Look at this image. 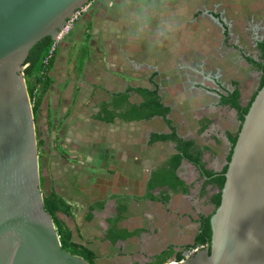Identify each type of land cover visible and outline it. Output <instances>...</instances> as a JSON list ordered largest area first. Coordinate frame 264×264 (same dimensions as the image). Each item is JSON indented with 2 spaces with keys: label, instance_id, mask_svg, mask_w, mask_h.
I'll use <instances>...</instances> for the list:
<instances>
[{
  "label": "rangeland",
  "instance_id": "obj_1",
  "mask_svg": "<svg viewBox=\"0 0 264 264\" xmlns=\"http://www.w3.org/2000/svg\"><path fill=\"white\" fill-rule=\"evenodd\" d=\"M106 1L107 4L100 8L120 11L126 23L132 21L129 28L132 35L141 37L145 43L142 50L162 57L161 69L158 72L149 69L146 75L148 78L157 74L154 81L160 87L163 102L170 107L171 115L181 122V133L196 134V120L205 115H212L214 130L230 129L232 112L218 106L215 94L231 90L232 84L236 83L245 103L256 88L259 74L245 59H257L255 45L264 40V0ZM91 8L93 3L86 11ZM45 103L43 98L33 119L35 136L39 134L45 142L43 153H37L39 168L47 179H54V190L67 196L72 215L66 223L72 229L75 241L97 253L95 264H129L139 258L141 250L157 249L167 243L181 247L190 241L189 233L195 230L186 213L189 211L193 216L196 213L188 201L179 210L163 211V218L158 209L147 207L146 237L141 243L121 248L103 244L99 227L83 223L81 205L93 194L97 197V193L111 189L108 183L113 184L116 169L107 166V161L115 158L118 170L125 175L115 190L121 191L125 185L127 193L139 195L141 190L135 192L128 187H135L137 181L133 179L140 163L147 166L153 155L160 159L164 151L142 148L144 132L139 127L120 124L115 129H119V135L113 136L97 128H87L76 115H61L60 106L51 109L46 104L45 108ZM29 104L32 110L30 100ZM116 144L120 146L119 151L113 148ZM120 161L126 162L128 169H123ZM207 162L212 166L211 158ZM185 176L192 181L196 173L191 168L185 171ZM95 181L97 187L93 189L96 193L90 187ZM203 203L196 202V208L200 210ZM130 218L133 223L127 231H139L138 218L135 215Z\"/></svg>",
  "mask_w": 264,
  "mask_h": 264
},
{
  "label": "water",
  "instance_id": "obj_2",
  "mask_svg": "<svg viewBox=\"0 0 264 264\" xmlns=\"http://www.w3.org/2000/svg\"><path fill=\"white\" fill-rule=\"evenodd\" d=\"M89 1L0 0V264H88L61 248L44 209L25 78L30 49L45 37L57 40ZM224 177L210 247L175 264H264V85Z\"/></svg>",
  "mask_w": 264,
  "mask_h": 264
},
{
  "label": "crops",
  "instance_id": "obj_3",
  "mask_svg": "<svg viewBox=\"0 0 264 264\" xmlns=\"http://www.w3.org/2000/svg\"><path fill=\"white\" fill-rule=\"evenodd\" d=\"M106 2L108 1H91L89 6L93 3V9L87 10L75 22L70 32L67 31L57 42L49 74L51 78L50 87L44 96L45 108L46 104L51 109L60 106L61 115H76V119L82 123H88L89 115L116 113L114 106L116 96L127 93V89L151 88L152 84L149 85V82L155 83L154 78L157 74L156 76L152 74L153 79L151 80V77L147 78L146 71L152 69L158 72L162 64V57L158 58V54L146 52L145 49L142 50L145 43H143L141 37L137 38V35H132V30H129L132 21L126 23V18L116 9L109 10L107 8L108 10L105 11L104 8H100L103 4H107ZM146 45H149V43ZM132 95L136 94L128 92L127 98L132 97ZM104 124L109 125L102 126L98 124L87 128H97L113 136L119 135L117 132L119 129L115 131L119 125ZM113 148L117 151L120 150V146L117 144ZM116 163L115 158L107 161V166L116 169L113 175V184L108 183L111 189L97 193V197H94L95 194H93L81 205L83 222L89 206L94 203L104 202V206L108 210L114 206V200L120 198L124 201L139 202L138 198L145 194L144 185L148 181L147 166L140 163L138 177L135 176V179H133V181H137L135 187H128V190L142 191L137 195L127 193L125 185L122 186L121 191L115 190V187L120 184L119 180L125 178V175L118 170L119 166ZM119 165L123 169H128V164L124 161H120ZM190 169V166L184 164L180 168L181 171L179 170V178L190 182V179L185 176V171ZM99 176L97 175V177ZM91 184H94L90 187L95 192L96 181L95 183L91 182ZM97 184L100 187V183L97 182ZM140 185H143V187L141 188ZM156 191L158 192V190ZM156 191L153 193L155 194ZM59 195L71 205L65 194L60 192ZM132 204L134 205V203ZM155 208L158 209L159 206H155ZM92 213L94 216L100 215V212L93 211ZM163 215L164 212L161 209L160 217L163 218Z\"/></svg>",
  "mask_w": 264,
  "mask_h": 264
},
{
  "label": "trees",
  "instance_id": "obj_4",
  "mask_svg": "<svg viewBox=\"0 0 264 264\" xmlns=\"http://www.w3.org/2000/svg\"><path fill=\"white\" fill-rule=\"evenodd\" d=\"M93 1L90 0L89 3ZM55 44V41L51 40L50 37H45L38 41L31 49L28 54L27 64H26V78H25V85L27 89V94L29 97L30 102L33 104L32 108V115H37V111L40 107V104L46 95L48 88L50 87L51 78L49 76L53 58L55 54V49L51 52L52 46ZM57 46V44H56ZM55 46V48H56ZM256 50L258 52L257 59L251 60L246 58V62L250 64L258 73H259V81L257 89L252 93L249 100L245 103L242 102L241 91L236 83L232 84V90L223 91L222 94L219 95L220 101L219 105L227 106L229 109H233L238 116V120L240 122L239 130L236 134L229 136V141L232 147H234L235 142L238 137V133L241 128V124L244 120L245 115L247 114L251 103L253 102L255 96L259 92V90L264 85V40L257 42ZM156 76V73L153 75ZM151 76V80L153 79ZM152 87L151 88H131L127 89L128 92H132L141 96L142 101L141 103L130 106V108L126 107V98L127 93L125 94H118L116 96V104L115 109L116 113H110L112 117L106 119V123H112L115 118L118 117V120L124 122H131V121H138L141 118L133 115H148L147 118L153 115L161 116L165 119L166 115L169 114L170 108L163 103V98L160 92V87L157 83L151 81ZM34 86V87H33ZM36 88H38L36 90ZM167 125H171L170 121H166ZM208 124L209 121H206ZM207 124L202 123L201 130L205 129ZM200 130V131H201ZM202 132V131H201ZM37 153H43L42 147L45 145L44 140L42 137L37 134ZM167 140L171 141L175 144V152L176 155L172 156L169 162L170 165V175L164 174L161 178L160 174L152 173L151 179L147 185V191L145 194L138 198L139 202L141 200H145L148 202H156L158 201L157 198L153 195L152 190H157V188H162L165 186H170L172 190L175 189V185H182V182L177 181L174 172L179 166L181 160H186L191 163L199 172L202 178H205V183L203 184V189L209 184H215V187L219 190L222 189L225 178L223 175H220V178L214 179L212 178L213 173L210 170L205 169V163L201 161V155L204 150H208L207 147L203 149L195 148L193 141H184L179 138L175 132H172L169 135H152L150 137V145H153L156 141ZM192 147V150L190 148ZM232 151L228 156V161H230ZM39 159V157H38ZM227 166L224 167L222 174L226 173ZM39 178H40V188L43 194V206L45 211L50 215L52 222L56 228V232L59 236V241L61 248L72 255L79 256L83 258L88 264H95V259L97 258V253L89 248L86 245L78 243L74 239V234L70 226L66 223V219L70 218L71 213V206L54 190L53 180L54 179H47L46 174L42 172L39 168ZM175 181V185L171 183V181ZM188 188H184L182 192L186 193ZM118 199V198H117ZM120 199V198H119ZM123 200V199H122ZM124 201V200H123ZM119 202V201H118ZM125 202V201H124ZM212 202L214 205L218 206L220 203V194H216L212 198ZM120 203V202H119ZM118 203V204H119ZM129 203L127 200L125 203H120L122 212L121 219L130 218L129 213ZM104 206V202L94 203L93 205L89 206L87 213L84 216V222L86 226H90L93 221L94 223L97 220L93 217V211L95 210H102ZM126 214V215H125ZM109 223L110 220L107 219ZM196 222L200 224L198 231L196 232L195 237V245L191 247H187L188 249H195L201 246H205L209 244L211 239V228L209 223V216L208 217H201L200 219L197 218ZM138 231H134L133 233L128 232L127 230L124 232H112V236L100 237L101 242H106L107 240L110 241V244L115 243L117 240H126L130 238L133 234H136ZM139 233V232H138ZM183 251L186 250L182 248ZM168 256H172V252L168 254ZM183 259L182 252L177 255V262ZM138 264V263H137ZM140 264V263H139ZM160 264H164L162 261Z\"/></svg>",
  "mask_w": 264,
  "mask_h": 264
},
{
  "label": "flooded vegetation",
  "instance_id": "obj_5",
  "mask_svg": "<svg viewBox=\"0 0 264 264\" xmlns=\"http://www.w3.org/2000/svg\"><path fill=\"white\" fill-rule=\"evenodd\" d=\"M257 87H258V83L254 91L257 89ZM231 90H228V91H231ZM220 94L222 93L216 92L215 94V96L218 97L217 98L218 106L220 108L222 107L227 108L230 112H232V115H233L232 122H231L232 123L231 128L225 129L224 131L214 130V127L212 125L213 124L212 115H205L204 117H201L198 120H196L197 121L196 126H195L196 134L194 135L191 134L190 136L184 135L181 133L182 132L181 122L178 121V119L174 115H171V109H170L169 114L166 115L165 119L157 115L150 116L149 118H147L148 115H133V116H137L141 118V120L131 121V122H124V121L118 120V117L115 118V116L112 118L114 120L111 123V125L125 124V125H134L136 127L141 128L144 132V144L142 145V148L146 149V151H150L156 148L164 151V154L161 153L162 157L160 159L157 158L156 155H153L151 160L150 161L148 160V165L146 168L148 170V181L144 185L145 191H147L146 188H147L149 180L151 179L152 173L160 174L161 178L164 176V174L170 175L171 170H170L169 162H170L171 157L176 155V152L174 149L175 144L171 141L158 140L153 145H150V137L154 134L155 135H169L172 132H175L176 135L182 140L193 141L195 148L203 149L204 147H207L208 150L206 151L203 149V152L201 155V161L205 163V169L210 170L213 173L212 178L214 179L220 178V175H223V176L225 175V173L222 174V171L224 167L228 166L229 161L227 159H228V156L230 155V152L233 149L229 141V136L237 133L240 127V122L238 120L237 113L233 109H229L227 106L219 105V101H220L219 95ZM141 101H142L141 96H138L137 94L132 95V97L126 98V107L130 108V106H135L141 103ZM164 105L166 104L164 103ZM98 116H99V119H98ZM89 117L90 118L88 119V123H86V126L90 128L93 126H97L98 124H101L102 126L107 125L104 123H106L107 122L106 119L112 117V115H89ZM165 120L170 121L171 125H167L165 123ZM206 121H209V123L207 124ZM202 123L207 124L206 128L203 130H201ZM190 150H192V147L190 148ZM209 158L212 159V166H210L209 163L207 162ZM184 164L190 166L193 169V171L196 173V176L193 177L194 180L190 182H187L179 178V170L180 168H182ZM174 174L176 178L178 179L177 181L182 182V185L180 186L175 185V181L172 180L171 183L175 185L174 190H172L170 186L157 188L158 192L156 190H152L153 192L156 191L155 194L153 193V195L157 198L158 201L148 202L145 200H141L140 202L133 201L129 203L128 208H129L130 216L135 215V218H138L137 223H139L140 225V228H139L140 230L138 231L139 233L136 232V234H133L130 238H127L126 240H117L113 244H110V241L108 240L102 243L108 246L115 247V248H121L122 246H126L127 244H135L136 242L141 243V241H143V239L146 237V234H144L145 233L144 230L147 229L146 226H147L148 214L145 210L149 206H153L154 208L155 206H159L158 208L159 211L162 209V211H167V213L168 212L171 213L173 212V209L179 210L186 205V202L188 203V201H190L191 207H193L194 209V214L195 213L196 214L195 216H193V214L188 213L189 212L188 211L186 213V216L191 226H194L195 231L191 234L189 233L190 236L188 238L190 241H188L186 245L179 247L175 243H167L166 245H162L158 247L157 249L154 248L149 251L141 250L139 254V258L132 260L129 264H137V263L138 264L139 263L140 264H160L162 261L164 262V264L178 263L176 260H177V255L180 252H182L183 259H186L185 255H189L192 251L204 249L207 246L208 248L210 247L211 239H210L209 244H206L205 246L187 250V247L189 248L195 245L196 232L198 231L199 226H200V224L196 222L197 218L200 219L201 217L206 218L209 216V223H210L211 216L214 214L215 210L220 205V203L218 206L214 205V203L212 202V198L216 194H220V197H221L222 189L219 190L218 188H216L214 183L207 185L203 189V184L205 183L206 179L202 178L198 170L191 163H189L188 161L184 159L181 160ZM184 188H188L186 193L182 192ZM143 195L144 194H142V196ZM118 201L121 203V206L123 203L126 202V201L123 202L122 199L114 200V206H112L108 210L105 208V206L103 207L102 210H95V212H100V215L93 216L97 220V222L94 223L95 221H93V223L89 227L94 228L95 226L96 227L98 226L99 229L97 230L99 231V233H101V237L112 236L111 233L114 231L119 232V233L124 232L128 230L129 226L133 223V221L131 220L132 218L126 217L125 219H121V215L123 213L119 212L121 210V206ZM195 201L197 203L204 202L200 210L196 208ZM132 203H134V205ZM155 210L157 209L155 208ZM107 219L110 220L109 223L107 222ZM83 223L85 224V222ZM210 228H211V224H210ZM153 230H154V227H153ZM211 235H212V232H211ZM147 247H150V246L147 245ZM182 248H185L186 250L183 251ZM170 252H172V256L169 257L168 254Z\"/></svg>",
  "mask_w": 264,
  "mask_h": 264
},
{
  "label": "built area",
  "instance_id": "obj_6",
  "mask_svg": "<svg viewBox=\"0 0 264 264\" xmlns=\"http://www.w3.org/2000/svg\"><path fill=\"white\" fill-rule=\"evenodd\" d=\"M88 6H89V4L83 6L79 10L75 11V13L73 14V16L67 21L66 27L64 28L63 32L60 34L59 38L57 40H55V44L52 46L50 53H52V51L55 49V46H56L57 42L60 40V38L67 31H69L73 27V25L75 24V22L86 12V9L88 8ZM195 251H192L189 255H185V258L189 257ZM184 260L185 259H183L182 261H184ZM171 264H175V263H171Z\"/></svg>",
  "mask_w": 264,
  "mask_h": 264
}]
</instances>
